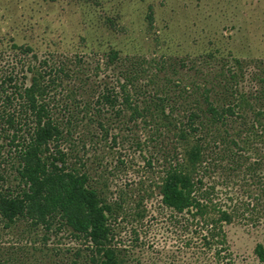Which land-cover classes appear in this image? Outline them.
<instances>
[{
	"label": "rangeland",
	"instance_id": "rangeland-1",
	"mask_svg": "<svg viewBox=\"0 0 264 264\" xmlns=\"http://www.w3.org/2000/svg\"><path fill=\"white\" fill-rule=\"evenodd\" d=\"M11 43L33 46L39 59L68 63L83 79L82 89L90 91V99L102 82L112 79L116 85L114 78L125 73L124 61L135 59V103L142 107L154 91L165 90L167 111L172 107L182 117L191 100L181 96L185 87L197 92L221 67L235 71L233 59L244 63L246 73L255 65L252 61L264 62V0H0V81L11 73L27 85L32 53L10 50ZM110 49L118 51L121 60L111 71L98 65ZM75 54L82 62H73ZM74 82L69 75L62 86L50 89L49 103L58 119L64 115L62 106L72 113L80 102L70 94ZM129 115L126 110L113 118L107 140L91 127L85 148L73 138L62 143L68 162L87 171L106 199L116 202L121 197L122 208L109 223L111 246L123 264H261L253 251L257 244L264 245V217L236 216L223 225L226 250L216 246V239L205 241L203 227L182 228V219L172 218L154 188L167 167L172 134H156L153 119L135 122ZM147 161L151 167L143 166ZM112 205L116 209L118 203ZM68 234L25 221L3 228L0 222V264H91L89 244Z\"/></svg>",
	"mask_w": 264,
	"mask_h": 264
},
{
	"label": "trees",
	"instance_id": "trees-1",
	"mask_svg": "<svg viewBox=\"0 0 264 264\" xmlns=\"http://www.w3.org/2000/svg\"><path fill=\"white\" fill-rule=\"evenodd\" d=\"M9 49L32 53L34 63L26 67L32 74L27 85L18 83L11 73L0 81L3 228L25 221L45 231L53 227L56 232L66 230L75 240L89 244L91 264H123L111 246L114 237L109 223L122 208L121 197L116 202L106 199L93 186L87 171H78L68 162L62 143L73 138L85 148L91 127L107 140L111 121L126 110L135 122L153 119L156 134L161 130L172 134L173 149L154 188L172 218L182 219V228L203 227L201 237L205 241L218 240L216 246L226 250L223 225L236 216L249 220L264 217V62L252 61L255 65L246 73L244 63L233 59L235 71L221 67L216 76L201 84L204 87H196L197 92L192 86L185 87L181 96L191 100L180 117L172 107L167 111L169 97L165 90L154 91V97L142 107L135 103V59L124 61L127 67L125 73L114 78L116 85L112 79L110 83L102 82L98 89L94 87L96 94L90 99V91H83V79L68 69V63L51 57L39 59L34 47L27 44L11 43ZM81 59L75 54L73 62ZM119 61V52L110 49L98 65L111 71ZM69 75L76 80L71 97L80 102L72 113L69 106H62L64 115L58 119L48 96L50 89L62 86ZM7 83L11 87L3 88ZM111 142H116L113 135ZM143 166L151 167L152 162H144ZM113 202L118 203L116 209ZM220 249L216 250L217 258ZM253 252L264 264V245L257 244Z\"/></svg>",
	"mask_w": 264,
	"mask_h": 264
}]
</instances>
